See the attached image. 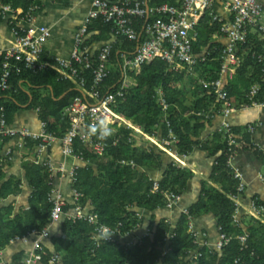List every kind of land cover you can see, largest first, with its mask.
<instances>
[{"label": "trees", "instance_id": "trees-1", "mask_svg": "<svg viewBox=\"0 0 264 264\" xmlns=\"http://www.w3.org/2000/svg\"><path fill=\"white\" fill-rule=\"evenodd\" d=\"M2 2L13 9L21 6L23 11H26L34 0ZM163 3L165 0H150L149 5ZM210 22L208 15L200 22L197 47L207 46L218 38L215 33L217 27L210 26ZM143 25L144 20L137 26L138 33ZM91 32H97L92 37L94 42H107L112 38L111 25L104 24L101 20L92 22L89 26V33ZM93 41L88 43L92 44ZM133 46L135 43L119 38L111 55L112 66L118 64V51ZM263 49L264 41L259 40L257 34H250L246 43L237 47V55L241 57L242 63L227 84L230 100L234 97L245 100L250 88L259 84L261 89L257 99L264 102L263 67L253 57L254 53H260ZM214 56L217 57V54ZM42 60L45 58L42 57ZM199 67L202 68V75L206 80L217 79L220 62L214 61ZM186 75V72L170 71L160 60L144 65L139 74L132 75L136 86L126 91L125 100L120 103L116 112L139 127L143 133L159 140L168 136L169 129L165 124L168 121L170 130L179 140L176 147L179 155H187L197 147L206 151L210 157L219 155L211 176L212 182L218 188L203 185L198 203L190 208L187 216L180 218L175 232L169 239L170 225L166 220H162L152 229V235L144 238L133 249L123 247L117 242H97L94 225L87 221L63 219L60 222L61 235L51 238L54 247L52 251L43 247L46 255L40 254L41 264H49L52 256L58 257L54 264H264V223L250 216L249 222L244 221L243 217L239 223L235 222L233 215L236 205L230 197L237 195L238 181L234 179L233 170L228 165L235 155L245 150L251 151L263 163L264 158L251 144L249 133L240 134L233 129L237 141L231 148L220 133H215L208 141L200 140L208 122L204 116L198 114L210 112L214 108L216 96L210 88L204 89L198 84L191 91L187 90L182 85ZM120 76L117 66L111 67L106 81L107 87L111 88L118 83ZM58 77L56 71L49 68L36 74L23 71L19 76H13L10 81L11 90L0 92V107L5 109L6 122L11 124L13 114L20 110L22 105L30 103L28 108H40L41 121L46 122L49 129H54L60 119V112L79 96L70 81L59 80ZM20 81L26 83L30 94L20 88ZM157 90L163 92L168 104L166 114L158 107ZM188 95L192 98L191 102H188ZM217 107L219 108V105ZM133 133L131 129H119L115 136L109 138V145L101 157L87 151L79 142L75 143V151L81 152L84 159L89 161V165L78 168L74 176V188L81 194L79 204L83 212L87 206H91L88 214H96L99 223L111 229L121 223L122 235L141 226L142 218L138 211L149 214L167 206L166 195L181 196L188 181L193 177L191 171L176 167L166 154L153 144L137 143ZM114 139H117L118 143L112 146ZM2 147L3 143H0V155ZM121 161L133 162L134 167L123 165ZM23 168L34 192L27 209L20 210L15 216L12 215L11 207L3 209L0 213V252L5 250L11 240L20 238L32 230L40 233L49 224L52 206L47 201L50 190L47 184L48 173L39 165L26 163ZM141 168L148 171L162 170V178L159 181L151 180L145 173L139 174ZM3 178V167L0 165V182ZM17 191V185L13 186L12 180H8L0 188V199H6ZM256 204L264 207V200L259 199ZM208 212L214 214L220 233L225 234L229 240L220 254L216 250L201 249L190 258L196 246L186 234L188 217H198ZM240 236H246L245 243L240 242ZM25 257L26 252L17 253L12 257L11 264H23Z\"/></svg>", "mask_w": 264, "mask_h": 264}, {"label": "built area", "instance_id": "built-area-1", "mask_svg": "<svg viewBox=\"0 0 264 264\" xmlns=\"http://www.w3.org/2000/svg\"><path fill=\"white\" fill-rule=\"evenodd\" d=\"M149 3L150 0H92L84 24L75 33L74 47L69 57L42 60L43 48L50 36V30L33 24L36 6L31 5L26 11H20L0 0V14L10 15L14 26V41L7 50L0 53V91H10L11 78L19 76L23 71L36 74L49 68L56 71L59 80L70 81L79 93V96L63 110L58 121L59 125L65 128V133L61 137L64 156L88 165L89 161L84 159L83 154L75 151L76 142L87 151L101 157L109 145V138L115 136L121 128L133 130L135 137H145L139 127L122 118L116 109L125 100L126 91L136 86L132 75L139 74L144 65H149L155 60L164 62L172 72H186L190 75L199 65L220 62L216 80L199 81L201 87L210 88L216 96L214 108L208 113H199V116L209 118L219 114L223 119H227L242 108H264V102L257 99L261 89L259 85H253L245 95V100L236 105L229 100L225 84L235 75L242 63L241 57L237 55V47L246 43L250 34H257L259 40L264 41V0H165L162 5L155 6H150ZM205 15L211 18L210 26L217 27L215 33L218 38L207 46L197 47L200 36L198 28ZM98 20L111 25L112 38L96 46L94 43H88L86 37L89 34V26ZM142 20L144 25L138 33L137 26ZM22 23H26L27 28L23 27ZM119 38H125L128 42L135 43V46L118 51V64L112 66L111 55ZM216 54L217 57L214 56ZM253 57L262 65L264 73V49L260 53H254ZM116 66L121 73L120 79L118 83L108 88L106 81L110 69ZM156 98L159 109L166 114L168 104L161 90L156 91ZM0 113V138H16L20 141L19 147L25 146L26 139L33 140L37 142L38 153L43 152L57 140L55 133L45 130L46 122H41L40 133L33 134L27 130L9 128L3 108H0ZM165 124L169 129V136L155 145L165 153L174 155L179 141L170 130L169 122L166 121ZM219 133L223 135L229 148L236 145L237 137L227 121L223 122ZM117 143L118 140L114 139L111 145L115 146ZM9 154L10 152L7 153ZM121 164L134 167L133 162L121 161ZM62 166L59 170L63 169ZM75 170L76 168H73L70 172L73 183ZM48 172L51 174V168ZM234 177L241 181L240 175L235 174ZM49 185L47 201L52 206L49 219L52 223L61 220L65 203L58 189L51 186V183ZM243 189L244 186L240 183L238 191L242 192ZM156 190L155 183L154 191ZM72 196L74 220L87 221L94 225L97 242L116 243L118 237L129 234H121V223L111 229L101 225L96 214H84L79 204L81 194L74 185ZM177 199L179 196L167 194V206ZM236 199L235 196L231 197L234 203ZM239 214L240 208L236 206L233 218L237 223L240 221L237 218ZM249 215L264 223V207L257 206L255 199L251 202ZM29 234L37 235V232L32 230ZM41 234H46L45 228ZM108 235L112 236L106 240ZM238 239L242 244L246 242V236H240ZM228 240L225 234L220 233L216 248L221 250ZM33 252L36 256L25 260L23 264H31L35 259L41 258L40 254H45L39 241L34 243ZM57 259V256H53L49 264H54Z\"/></svg>", "mask_w": 264, "mask_h": 264}, {"label": "crops", "instance_id": "crops-1", "mask_svg": "<svg viewBox=\"0 0 264 264\" xmlns=\"http://www.w3.org/2000/svg\"><path fill=\"white\" fill-rule=\"evenodd\" d=\"M91 1L92 0H34L31 4L36 6L33 24L35 26H44L50 30V36L44 45L42 53V57H44L45 60H51L55 57H69L74 47L75 33L84 24L90 11ZM17 9L23 11L21 6ZM22 26L27 28L26 23H22ZM13 30L12 17L10 15L2 16L0 14V53L7 50L14 41ZM96 34L97 32L89 33L86 37L87 41H93L92 37ZM102 43L101 41L94 42V45L99 46ZM232 78L227 80L225 84H228ZM203 79L205 78L203 77ZM19 84L21 89L30 94L29 87L24 81H20ZM191 90L192 89H190V91ZM191 100L192 98L188 97V102H191ZM230 101L237 105L242 103L243 100L234 97ZM29 104L22 105L20 110L13 114L12 123H7L9 128L18 131L27 130L33 134L41 132V122L44 121H41L39 116L40 108L29 109ZM0 108H3V114L6 119L4 107L1 106ZM62 112L63 111L60 112V118ZM205 120L208 123L205 124V129L200 138L202 142L210 140L215 133H219V129L222 127L223 122L227 121L232 128L239 131L240 134L249 133L251 144L258 151L260 156L262 155L264 158L263 107L242 108L232 113L227 119H223L222 116L216 114L209 118H205ZM250 129L253 131L249 132ZM45 130L49 133H55L57 140L53 141L41 153L37 152V142L33 140L26 139L25 146L19 147L20 141L16 138H0V143H3L0 165L3 167L4 174V178L0 182V188L6 181L12 180L13 186L17 185L18 189L16 194L9 195L6 199H0V213L3 209L11 207L12 215L15 216L20 210H25L29 207V200L33 195L34 189L30 186L23 168V165L28 163L31 165H39L48 173V186H50L49 183H51V186L58 189L64 199L63 216L58 222H49L48 226L45 228V235H42L41 232H37V235H28L29 232H27L22 237L11 240L5 250L0 252V259L2 260L0 263L2 264H11L12 257L21 252H26L24 261L32 257L34 258L36 253L33 252V246L36 241L40 242L42 249L46 247L52 251L54 247L51 243V238H57L61 235L60 222L63 219H75L72 196L74 183L73 179L70 177V172L73 168H76L75 171H77L78 168L85 167L86 165L82 161H77L74 158L63 155L61 145V137L65 133L63 125L57 123L54 129H49L47 125ZM144 135L145 137H135L137 143L142 144L149 142L159 149L155 143H160L165 140H159L145 133ZM160 151L165 153L162 150ZM8 152H10L9 155H7ZM165 154L169 158V161H172L176 167L186 168L191 171L193 177L188 181L184 193L179 196V199L175 202H171L170 205L149 214L138 211L142 218L141 226L129 232V234L116 239L117 243L123 247L133 249L136 245L141 243L144 238L151 236L152 229L162 220H166L170 225L169 239L175 232L180 218L182 216H187L190 208L198 203L202 194L203 185L206 184L207 187L218 188V186L212 182L211 176L219 155L210 157L206 151L199 147L194 148L193 151L187 155H179L177 149L174 155ZM228 165L232 168L234 175L238 174L241 177V181L236 179L238 181V187L240 183L244 186L242 192H239L237 188L238 192L235 196L237 198L235 204L240 208V214L237 218L242 221V217L250 216L249 208L252 200H264V171L262 170L264 168V163L251 151L245 150L235 155L228 162ZM60 166L63 167L62 170H59ZM50 168L52 170L51 174L48 172ZM143 173L154 181H159L163 174L162 170L148 171L145 168L139 169V174ZM90 209H92V207L87 206L84 214H88ZM188 220L185 227L186 234L193 240L196 246V250L190 254V258L194 257L201 249L209 251L216 250V252L220 254L221 250L216 248L220 231L214 214L208 212L198 217H188ZM43 251L45 253L44 255H46L44 249ZM31 264H41V258L35 259Z\"/></svg>", "mask_w": 264, "mask_h": 264}, {"label": "rangeland", "instance_id": "rangeland-1", "mask_svg": "<svg viewBox=\"0 0 264 264\" xmlns=\"http://www.w3.org/2000/svg\"><path fill=\"white\" fill-rule=\"evenodd\" d=\"M114 69V68H113ZM190 77V78H189ZM203 79V75H202V68L201 67H197L194 69L193 73L187 74L182 82L183 87H185L187 90L189 89H193L194 86L196 84H199V81ZM195 82V83H194ZM40 92H42L40 90ZM189 98L191 96H188ZM264 171V168L262 169ZM245 219V221H250L249 217H243Z\"/></svg>", "mask_w": 264, "mask_h": 264}, {"label": "clouds", "instance_id": "clouds-1", "mask_svg": "<svg viewBox=\"0 0 264 264\" xmlns=\"http://www.w3.org/2000/svg\"><path fill=\"white\" fill-rule=\"evenodd\" d=\"M110 236H112V235H108L107 238H106V240H107Z\"/></svg>", "mask_w": 264, "mask_h": 264}, {"label": "water", "instance_id": "water-1", "mask_svg": "<svg viewBox=\"0 0 264 264\" xmlns=\"http://www.w3.org/2000/svg\"><path fill=\"white\" fill-rule=\"evenodd\" d=\"M138 211V210H137Z\"/></svg>", "mask_w": 264, "mask_h": 264}]
</instances>
